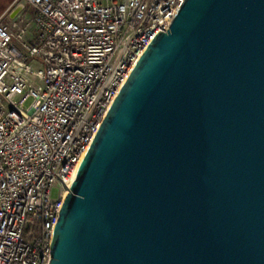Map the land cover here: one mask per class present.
I'll use <instances>...</instances> for the list:
<instances>
[{
    "label": "water",
    "instance_id": "1",
    "mask_svg": "<svg viewBox=\"0 0 264 264\" xmlns=\"http://www.w3.org/2000/svg\"><path fill=\"white\" fill-rule=\"evenodd\" d=\"M61 183L48 264H264V0H183Z\"/></svg>",
    "mask_w": 264,
    "mask_h": 264
},
{
    "label": "built area",
    "instance_id": "2",
    "mask_svg": "<svg viewBox=\"0 0 264 264\" xmlns=\"http://www.w3.org/2000/svg\"><path fill=\"white\" fill-rule=\"evenodd\" d=\"M182 2L14 0L0 15L30 10L21 28L14 17L0 23V264H48L61 181L74 180L120 87Z\"/></svg>",
    "mask_w": 264,
    "mask_h": 264
},
{
    "label": "bare ground",
    "instance_id": "3",
    "mask_svg": "<svg viewBox=\"0 0 264 264\" xmlns=\"http://www.w3.org/2000/svg\"><path fill=\"white\" fill-rule=\"evenodd\" d=\"M30 15H27L25 12L20 10L12 19V26L15 28H21L25 24V21L28 19Z\"/></svg>",
    "mask_w": 264,
    "mask_h": 264
},
{
    "label": "rangeland",
    "instance_id": "4",
    "mask_svg": "<svg viewBox=\"0 0 264 264\" xmlns=\"http://www.w3.org/2000/svg\"><path fill=\"white\" fill-rule=\"evenodd\" d=\"M8 7H4V6H0V15L3 13V12H5L6 11V9H7ZM23 12H25L27 15H30V10H26V11H24V10H22ZM9 14H10V12H8L1 20H0V23H5L6 21H8V19H10V17H9ZM53 194L55 195V194H57V189L55 188L54 190H53Z\"/></svg>",
    "mask_w": 264,
    "mask_h": 264
},
{
    "label": "crops",
    "instance_id": "5",
    "mask_svg": "<svg viewBox=\"0 0 264 264\" xmlns=\"http://www.w3.org/2000/svg\"><path fill=\"white\" fill-rule=\"evenodd\" d=\"M13 2H14V0H0V6L9 7V6L12 5ZM16 6H17V5H16ZM16 6H15V7H16ZM15 7H14V8H15ZM14 8H13V9H14ZM13 9H12V10H13ZM12 10H11V11H12ZM11 11H10V13H11Z\"/></svg>",
    "mask_w": 264,
    "mask_h": 264
}]
</instances>
